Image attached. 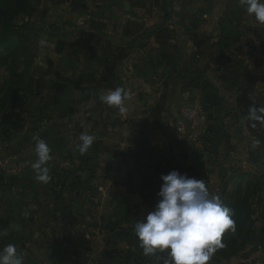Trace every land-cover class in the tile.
Wrapping results in <instances>:
<instances>
[{
  "label": "crops",
  "instance_id": "obj_1",
  "mask_svg": "<svg viewBox=\"0 0 264 264\" xmlns=\"http://www.w3.org/2000/svg\"><path fill=\"white\" fill-rule=\"evenodd\" d=\"M44 9L47 45L38 44L34 67L56 90L41 97L42 121L32 129L43 126L59 141L47 165L59 184L36 179L29 166L37 157L27 164L28 150L15 145L25 134L15 131L0 157L15 156L22 171L0 185V249L14 244L25 264L74 255L88 264L105 240H132L136 205H146L152 182L160 181L159 192L173 170L208 188L225 181L229 192L240 172L254 170L264 205V127L248 119L250 106L264 104V25L239 0H47ZM116 88L130 91L125 114L99 99ZM187 101L209 117L193 152L177 138ZM85 132L95 142L81 155L71 149L79 150ZM69 143L75 161L59 170ZM193 154L205 170L189 163ZM92 202L95 219L73 209Z\"/></svg>",
  "mask_w": 264,
  "mask_h": 264
},
{
  "label": "rangeland",
  "instance_id": "obj_2",
  "mask_svg": "<svg viewBox=\"0 0 264 264\" xmlns=\"http://www.w3.org/2000/svg\"><path fill=\"white\" fill-rule=\"evenodd\" d=\"M46 1L47 0H31L29 8L26 11L22 12L18 16V19L15 21V27L17 29L32 36V40L27 45L31 49L30 58L31 60H33V63L29 67L28 73L25 74L23 82L20 84H15L12 88L7 86L8 83H11V81L17 82L20 80L19 77H14L13 79H11L10 71L14 69L16 73H21L25 69L26 64L23 53L17 55L15 61L12 60V68H9L6 62L0 61V93L2 96L3 94L10 92V98L8 100L7 106L10 108L12 104L14 105L12 109H7L4 115L0 116V155L2 153H5V149L8 146L7 140L12 139L11 135L15 134V131L24 133L26 138L24 143H17L15 145L17 147L25 146L26 150H28L26 154V162L28 165H30L29 157H37L35 152V137L43 139L49 145L51 149V155L55 153L56 147L57 145H59V141H55L53 137L48 133V131L45 128H42L43 126L39 125V129H32V126L34 125L33 123L42 121L37 111V104L41 102V97L44 94H47V92L56 90L55 86H53L49 81H46L41 77V75L39 76L35 73L36 70L34 67L35 59L38 53V44L40 43L41 39H44L42 33L45 31L47 22L49 20L47 19V14L44 9ZM0 50L4 51V47H0ZM27 87H31V89H28ZM48 97L51 98L50 95ZM17 98L18 101L14 102ZM70 146L72 145L69 143L68 151L69 148H71ZM71 150H76L74 151L76 153L79 151L77 150V148ZM10 153H13L18 158L21 152L16 150L11 151ZM71 154L72 152L69 151V153L67 154L69 155L67 156L68 158L64 156L62 158V161L68 160L69 158V161H75V159L71 157ZM55 163H57V160ZM214 163L215 162L213 161V164ZM53 165L54 163H51V166ZM75 168L77 167L74 166L73 169ZM29 169L32 170V174L34 175V169L31 168V166H29ZM73 169H71L70 171H72ZM23 174H26V172L24 173L23 171ZM27 174L31 173L28 171ZM64 174H66V172ZM4 175L5 174L0 171V185H3L2 182L4 181V179L8 178ZM8 176L13 177L12 175ZM222 182H217L216 184H214L213 188H208L210 193L219 195L221 198L223 188L226 184L225 181L223 182V184ZM239 182L241 183L240 186L242 187V193L240 195H237V197L239 196L243 198L246 194V201L249 209L250 219L252 220V229L250 230V232H248L247 228H245V230H242L241 233L235 232L234 234L231 233L230 230L226 231L227 242L223 243V248H220L216 251L210 261V264H264V205L261 202L260 194L263 186L254 170H248L245 171V173L240 172L238 183ZM159 183L160 181L152 182L150 192H148V194H145L144 196L145 204L147 203L146 205H136L134 211L135 218L133 220L130 218L129 220L130 230L134 229V226L138 220L145 218L150 211L154 210L156 204L160 199L156 190V187L157 185H159ZM152 187H154L153 190ZM77 207H81V213L82 211L84 212L85 209L90 218L95 219L97 207L93 202L89 205H74L73 209L76 210V212H79V209ZM104 212H107L104 213L107 215L108 213H111L106 209H104ZM122 214L125 215L126 213L124 212ZM125 227H128L127 223ZM120 228H122V226ZM107 229L111 230L110 227H108V224ZM130 237H132L130 238L132 239L130 242L111 241L108 243V241L105 240L104 252L101 254V256L97 254L99 250L96 251V253H92L91 256L86 259L88 261V264H165V260L167 259L166 252L158 253L156 256H145L143 254V249L140 247L139 240L135 236V234H131ZM243 240H247V242L243 243ZM78 244L80 243H77V245ZM90 245L94 244L90 243ZM91 250H94V248H92ZM72 252L73 251H71V253ZM80 260L81 259L78 255H74L69 258L54 259L56 263L60 262V264H81L82 262Z\"/></svg>",
  "mask_w": 264,
  "mask_h": 264
},
{
  "label": "clouds",
  "instance_id": "obj_3",
  "mask_svg": "<svg viewBox=\"0 0 264 264\" xmlns=\"http://www.w3.org/2000/svg\"><path fill=\"white\" fill-rule=\"evenodd\" d=\"M239 2L258 25H264V0ZM40 45L45 47L47 40L41 39ZM99 99L125 114L130 91L116 88L100 95ZM248 119L253 122V127L257 123L264 127V104L250 106ZM34 139L37 159L32 167L36 179L47 184L52 179L47 166L52 160L51 149L43 139ZM79 139V152L83 155L94 144L95 137L85 132ZM161 179L160 199L154 210L134 226L143 254L156 256L166 252L165 264H210L216 251L224 247L223 234L229 230L233 234L236 232L231 209L225 206L219 195L210 193L203 179L190 178L176 170L162 175ZM0 264H25L23 253L14 244H7L0 249Z\"/></svg>",
  "mask_w": 264,
  "mask_h": 264
},
{
  "label": "trees",
  "instance_id": "obj_4",
  "mask_svg": "<svg viewBox=\"0 0 264 264\" xmlns=\"http://www.w3.org/2000/svg\"><path fill=\"white\" fill-rule=\"evenodd\" d=\"M30 4L31 0H0V47H4V51L0 50V61L6 62L7 66L12 68V60L15 61L17 55L23 53L26 64L25 69L21 73H16L14 69L10 71L11 79L14 77L20 78V80L17 82L11 81V83H8L7 86L10 88H12L17 83L20 84L23 82L25 74L28 73L29 67L33 63V60L30 58L31 49L27 45L32 40V36L15 27V21L18 19V16L22 12L26 11ZM27 88L31 89V87ZM9 98L10 92H7L2 96L0 93V116L4 115L7 109H12L14 107L13 104L10 106V108L7 106ZM18 98L15 99L14 102H17ZM240 185L241 183L239 182L235 189L232 192H229L227 190V184H225L221 199L225 206H227L232 211V218L236 224V232L241 233L242 230H245V228H247V231L250 232L252 229V220L250 219L246 194L243 198L239 196L237 197V195L242 193V187ZM120 213L121 211H119V214ZM125 213V215H128V213L131 214V209L129 212L126 210ZM221 239L222 243L227 242L226 232L223 234ZM246 242L247 240H243V243Z\"/></svg>",
  "mask_w": 264,
  "mask_h": 264
},
{
  "label": "built area",
  "instance_id": "obj_5",
  "mask_svg": "<svg viewBox=\"0 0 264 264\" xmlns=\"http://www.w3.org/2000/svg\"><path fill=\"white\" fill-rule=\"evenodd\" d=\"M175 31V28L172 27ZM170 41L175 43L177 41L174 35ZM209 117L203 106L195 101H187L180 106V118L177 124V138L185 143L191 152L201 142L202 135L206 131ZM71 165V160H64L59 163V170L68 169ZM0 171L7 175L17 176L21 173L22 169L17 165L15 156H2L0 157ZM58 175H54L52 180L54 186L59 184Z\"/></svg>",
  "mask_w": 264,
  "mask_h": 264
},
{
  "label": "water",
  "instance_id": "obj_6",
  "mask_svg": "<svg viewBox=\"0 0 264 264\" xmlns=\"http://www.w3.org/2000/svg\"><path fill=\"white\" fill-rule=\"evenodd\" d=\"M189 163L201 170H205V160L202 157H200L198 154L191 155L189 158Z\"/></svg>",
  "mask_w": 264,
  "mask_h": 264
}]
</instances>
